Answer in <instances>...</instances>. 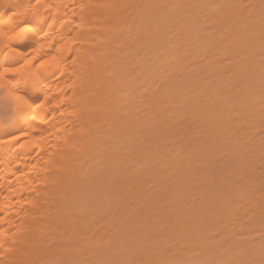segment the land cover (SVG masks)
I'll list each match as a JSON object with an SVG mask.
<instances>
[{
  "label": "bare ground",
  "instance_id": "1",
  "mask_svg": "<svg viewBox=\"0 0 264 264\" xmlns=\"http://www.w3.org/2000/svg\"><path fill=\"white\" fill-rule=\"evenodd\" d=\"M21 2L0 0V18ZM41 2L67 13L53 29L79 57L46 74L64 93L44 109L0 103V136L31 141L3 153L0 262L260 264L261 0ZM13 86L43 103V88Z\"/></svg>",
  "mask_w": 264,
  "mask_h": 264
},
{
  "label": "snow or ice",
  "instance_id": "2",
  "mask_svg": "<svg viewBox=\"0 0 264 264\" xmlns=\"http://www.w3.org/2000/svg\"><path fill=\"white\" fill-rule=\"evenodd\" d=\"M60 7L62 6L45 5L41 0H22L21 3L12 4L11 10L7 12L4 18H0V38L3 40L5 55L4 64L0 65V103L7 101L12 107L22 106L33 113L45 108L50 102V93H64V89L58 85L54 87L52 82H46L45 80L46 74L56 70H59L60 75L63 76L69 69L67 61L71 59V63L75 65L79 57V42L71 36L66 38L59 35L57 38L53 29L58 20L61 30L69 27V24L65 22L67 13L60 14ZM80 7L83 8L85 5H80ZM248 7L254 8L255 6ZM260 13L261 35L264 36V0H261ZM69 20H71V17H69ZM45 22H47V31L42 29ZM5 28H7V31H5ZM77 28H79V25H77ZM71 30L75 31L76 29ZM29 40L32 41L33 46L28 51H23L20 45ZM234 43L235 41L230 37L226 38L224 48L228 50ZM67 45H75L76 47L68 48ZM261 67L264 69V60L261 62ZM73 74L75 73L73 72ZM21 79L26 84L31 85L32 92L39 91L41 88L46 90L43 103L34 104V108L28 96L22 94L24 90L13 86V81L19 82ZM68 87L71 88L72 85H68ZM260 95L262 105L261 121L264 123V70L261 72ZM215 103V99L210 97L206 106L211 108ZM35 118V115H33L32 119L35 120ZM28 136V131H20L15 135L0 136V165L8 166L13 163L12 159L3 155L8 145L14 144L19 148L30 146L31 141L27 139ZM262 149H264V145H262ZM98 226L103 229L105 225H100L98 222ZM2 244L3 241H0V245ZM261 255L264 257V245L261 248ZM170 264H177V262L173 261ZM228 264H249V262L234 259L229 261ZM260 264H264V258L261 259Z\"/></svg>",
  "mask_w": 264,
  "mask_h": 264
}]
</instances>
